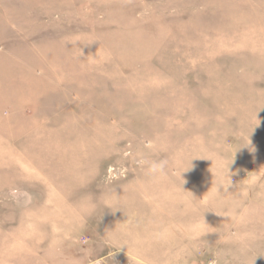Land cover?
Masks as SVG:
<instances>
[{"label": "rangeland", "instance_id": "obj_1", "mask_svg": "<svg viewBox=\"0 0 264 264\" xmlns=\"http://www.w3.org/2000/svg\"><path fill=\"white\" fill-rule=\"evenodd\" d=\"M242 1L0 0V264H264V19ZM25 138L51 204L1 161Z\"/></svg>", "mask_w": 264, "mask_h": 264}, {"label": "crops", "instance_id": "obj_2", "mask_svg": "<svg viewBox=\"0 0 264 264\" xmlns=\"http://www.w3.org/2000/svg\"><path fill=\"white\" fill-rule=\"evenodd\" d=\"M243 3H239L240 5V11H241V17H249V18H260L264 19V0H243ZM245 10H244V9ZM237 16V15H236ZM16 142V146L13 147L14 143L11 142L10 145H12L10 151L8 152L5 150L3 152V156L1 157V161H10V169L11 172H16L15 174V179L16 182L15 184H21L24 180L26 185H30L33 187V181L32 178L36 179V186L40 187L39 192H41L42 197L39 203L42 202L43 205L45 204H51V193L52 194H58L56 189H51L50 185V180H48V177L43 173V172H48L50 170V165L49 162H46L44 157H41L42 161L41 162V170L42 173L39 174H34L32 171L26 168L25 163L33 162L36 163V161L31 158V156L28 155L27 149L29 147L34 146V143H31L32 141L30 139H17L13 140V142ZM35 142V141H34ZM38 146L40 147V151L44 150L43 146L49 145L48 141H44V139H38ZM2 150V149H1ZM39 157H37V162L39 160ZM37 187V188H38ZM54 201L58 202L55 196H53ZM53 202V201H52ZM51 208V206L49 207ZM45 219V218H44ZM43 219V220H44ZM32 220V219H31ZM30 223V220L26 222ZM45 222V220H44ZM41 223V224H44ZM32 221V225H33ZM39 226V225H38ZM30 230V229H29ZM31 234L26 237H30Z\"/></svg>", "mask_w": 264, "mask_h": 264}, {"label": "clouds", "instance_id": "obj_3", "mask_svg": "<svg viewBox=\"0 0 264 264\" xmlns=\"http://www.w3.org/2000/svg\"><path fill=\"white\" fill-rule=\"evenodd\" d=\"M250 151L254 152L255 148L254 147L250 148ZM141 163L146 165V174L151 178H159L166 174V169L168 166V161L166 160H160V161L142 160Z\"/></svg>", "mask_w": 264, "mask_h": 264}]
</instances>
